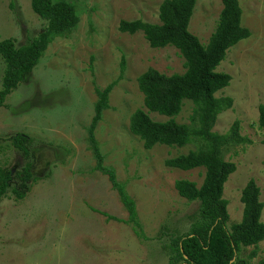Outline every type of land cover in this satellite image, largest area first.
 <instances>
[{"label": "rangeland", "instance_id": "obj_1", "mask_svg": "<svg viewBox=\"0 0 264 264\" xmlns=\"http://www.w3.org/2000/svg\"><path fill=\"white\" fill-rule=\"evenodd\" d=\"M79 15L75 30L56 38L25 80L0 107V166L20 170L26 157L11 137L32 139V173L25 198L11 190L0 198V264H172V240L188 233L200 218L198 201L182 197L175 181L201 186L205 169L184 171L166 160L194 149L157 144L146 149L130 130L135 110H147L138 77L149 68L171 75L185 72V60L174 46L153 48L142 31L119 30L122 20L160 23L163 0H67ZM242 25L251 36L231 47L216 68L231 75L230 85L216 93L231 97L214 131L224 134L236 120L250 142L224 148L236 164L224 187L228 227L242 220V190L250 179L261 189L264 203V0H240ZM222 0H197L189 30L207 44L217 27ZM46 25L31 0H0V40L22 45ZM126 70L110 94L96 137L105 164L136 201L137 230L107 175L95 169L88 127L97 101L96 87L105 88ZM4 62L0 57V88ZM194 104L185 100L176 120L189 123ZM157 121L166 116L150 113ZM110 216L115 217L110 218ZM264 222V209L261 216ZM246 264L264 261V240L243 247Z\"/></svg>", "mask_w": 264, "mask_h": 264}, {"label": "trees", "instance_id": "obj_2", "mask_svg": "<svg viewBox=\"0 0 264 264\" xmlns=\"http://www.w3.org/2000/svg\"><path fill=\"white\" fill-rule=\"evenodd\" d=\"M196 3L197 0H163L159 7L160 23L142 19L120 22L121 32L135 34L142 31L153 48L171 45L179 49L186 68L183 73L171 75L149 68L138 77L147 110L139 108L134 111L130 130L143 141L146 149L157 144L170 147L194 145L188 153L167 159L166 164L184 171L205 169L201 186L188 179L175 181L182 197L199 202L200 218L188 233L172 240V264H246L240 257L242 248L257 246L264 240V222L261 220L264 203L260 199V187L255 179H250L241 195L244 205L242 220L228 227V201L223 198L224 187L237 166L225 159L224 148L250 141L241 135L239 120L224 134L214 131V126L218 115L233 105L231 97L216 96L218 91L230 85L232 79L230 74L218 72L216 68L228 50L250 37L251 32L242 25L240 0H222L217 27L208 43L203 44L189 30ZM31 7L46 22L45 27L22 45H17L11 37L0 40V57L4 62L0 107L39 64L50 44L58 37L70 35L79 23L75 5L67 0H31ZM125 70L126 62L122 59L119 78L105 88L96 87L98 98L88 127V139L96 160L95 169L108 176L128 212L125 222L137 230L140 223L136 201L118 180L115 169L105 164L96 137L103 113L110 106V94ZM185 100L193 102V112L189 123H179L176 116L182 111ZM259 112V124L264 128V105H260ZM150 113L168 119L157 121ZM11 141L26 157V163L15 173L0 166V198L11 190L16 198L23 199L35 180L32 139L18 133L11 137Z\"/></svg>", "mask_w": 264, "mask_h": 264}]
</instances>
